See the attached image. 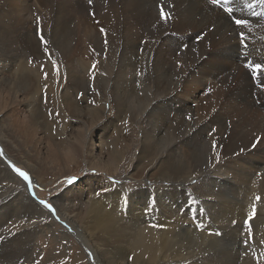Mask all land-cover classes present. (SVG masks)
Listing matches in <instances>:
<instances>
[{
  "label": "bare ground",
  "instance_id": "6f19581e",
  "mask_svg": "<svg viewBox=\"0 0 264 264\" xmlns=\"http://www.w3.org/2000/svg\"><path fill=\"white\" fill-rule=\"evenodd\" d=\"M159 1L160 0H0V61H18V59L26 56V51L28 49H33V54L35 56L43 57L38 56V53L39 51L45 52V46L49 43L50 46H55L59 52H67V54H69L68 60L71 62L68 68L71 69L76 63L80 62L83 55L87 56V48L95 47L96 51H99L100 54H106L107 61L105 60L106 63L103 66L104 70L107 71L109 66H113L114 70L116 69L115 74L118 77L122 79L126 77L127 79H131L134 73H136L134 72L136 70L134 55H136L138 50H141L140 41H145L143 46L146 44V46H144L146 52L148 50L155 51L154 64L147 69L149 73L147 74L148 77L146 76L147 79H145L148 81L149 86L144 88L145 91H143V89L142 91L150 93L151 95L153 94L152 96H154V100L148 110L150 113L148 119L151 118V120L148 121L152 125L159 123V126L164 130L161 134L158 133V128L150 129L148 132L144 133V151L141 154V159H146L151 155L159 153L158 159L161 161L159 166L161 170L160 180L169 183V186L156 184L157 189L153 188V186H149V188H152V191L148 189L147 194L146 191L142 190V187L145 186H139V188L136 187L134 189L128 186L129 188L127 189L126 183L131 180L129 176H122V183L113 185L112 183L105 182L106 179L102 176L92 175L88 178L85 185V190L88 191V195L85 198L83 197L84 194H81L78 197L73 196L75 197L74 200L63 199L66 200L63 201L60 199V196L54 201V212L45 208L43 205L39 204L38 198H36L37 191L33 185L35 184L37 186L40 184L38 179L39 173L45 172L48 167L52 170L55 167L48 163L47 157L60 162H65V160L68 159H64V155L58 156V154L55 153L46 156L45 153H42L41 149H38L42 148L41 146L44 143L42 136L37 138V135L42 132L45 133V139L46 134L47 137L50 138L53 132L52 125L49 121H47L49 124H46V122L42 120L44 115L39 110L34 111L32 115H24L22 111L17 108L11 107L8 109V93L10 89L8 88V80L5 79V77L8 76H2L0 77V115L4 114L5 117L4 119L0 117V182H2V184L0 183V187H2L0 188V264H24L33 254L34 241L37 234L40 232L39 228H41V226L44 227L43 225L56 228L55 225H57V223H63L61 221L57 223L54 222L56 220L51 217V214L54 215L55 212L60 214V220H64V223L72 226L75 232L73 233L79 236L81 240H83V243L94 252L95 260L91 262L93 264H149V262H151L149 261L150 254L154 250L153 243L156 239L158 241L156 243L158 244L155 257L156 260L166 258L163 257V253L168 250V260L164 261L167 264H200L201 261H198L199 259L196 258L197 256L182 255L180 247L183 243V236L191 238L188 233H197L195 226L192 224L193 221L189 219L186 212L176 210L175 205L172 203L171 205L165 200L166 197H170L174 199V201H176L175 197L179 199L180 194H177V191L186 193L188 183L190 184L193 178H196V176H193L194 174L198 175L197 178L205 175L199 179L201 180L199 182H203L201 186H204L203 190L206 192V196L212 199L210 207L207 204V211H209L211 215H214L210 209L214 208L213 204H217V211H215L217 217L214 218L215 220H212L218 223V227L220 225L225 229L228 236L237 231L236 229L235 231L231 230V219H228L231 215H233L234 218L237 217L235 216L237 214L232 210L234 209L232 208L234 207L233 204H236L239 209L244 208V212L241 211V216L239 217H244V219L250 217V214H247L249 210L247 206H243L239 202L241 196L239 192L240 189H244L243 196L246 204L247 201H251L248 197L253 196L252 193L258 190V193L254 195V200L257 202L258 198L262 199V205L264 206V160H259L255 156L254 159L251 157V154L248 158L243 155L236 161V159L232 157L233 155H230L228 159L226 158L224 160L223 164H214L209 169V165L212 164H209V162L212 160L209 162L208 160L213 156L217 158L218 155L215 156L210 154L209 150H205L203 144L198 143L200 138L197 139L196 136L199 135L200 131L190 136L189 133L193 131V129L188 130L182 123L174 128L175 124L174 126L172 125V120L174 119H166L171 118L174 114L172 112H175L174 102L175 106L177 102L173 99L174 96H172V94L174 93L175 85H180V81H176L175 78L177 76V78L181 79V76L179 72L180 69L178 70L176 66L177 62L173 60V53H175L176 50L174 48L169 50L166 47L168 41L163 38L166 37L165 35L168 32V27L172 24L170 23V25H167L165 23L166 21H163L160 15L161 8L159 9L161 6L158 7ZM248 4H254L255 7L249 8L247 7ZM229 6L233 9L232 16H234V18H231V16L224 11L223 7L213 4L212 0H164L162 6L163 10L173 19L172 30L175 29L177 31L179 30V32H187L188 30H194L197 27L201 28L207 25L208 27L204 29H209L211 25L215 28L212 33L210 32L211 45L214 44L216 47V49L213 50L214 53L211 54L214 55V60L211 65L207 62H203L200 57L206 51L205 42L207 40L201 42L199 48L193 47L192 50H196L194 53L189 52V50H186V52L184 51V58H182L188 61V65L186 66L188 68L184 69L185 76L187 72V75H189L186 76L188 77V88L189 86L191 88L192 84L197 85V83H199L195 77L197 73L199 74V79L202 80L204 84L215 82V79L220 80L223 75H227L228 71L231 70L230 68L237 64L235 60L239 61V59H243L241 44L244 45L245 38L247 43H250L251 46L254 47V50H250L251 56H253V52H257L255 48H259V50L262 48L264 49V17L261 16L262 13V15H264V10L262 8L264 5L259 4L258 0H231ZM5 7H7L8 10H5ZM259 11H262L261 14L255 16L254 13ZM91 13H93V17H91ZM236 19L245 20L246 26H237L235 24ZM168 21L170 22V20ZM41 36H43V42L41 41ZM217 37H219L218 41H216ZM172 38H174V36ZM48 39H50V41L47 43L46 41ZM160 39L161 41H165L158 44ZM106 42L108 43L105 44ZM173 46L175 47L174 44ZM118 49H122V55L121 57L119 56V60L116 55ZM20 51L22 54L21 56H19ZM169 57L172 61L169 62L170 64H167ZM263 62H259L261 68L258 74L256 73L258 70L252 73L249 69L246 70L245 67H242L243 69H239V75L234 76L233 79L232 77L231 79L229 78V81H234L236 85L234 90L229 92L227 96L225 104L228 106L224 104L225 115H234L238 120L244 122L242 124L244 125V129H246L244 132L242 130L239 131L241 132L240 135L234 137L235 142H230V154L242 151L241 147L236 145L237 138H241L243 142H241L240 139L239 141L244 143V146H247L248 142H251V140L255 138L263 137L262 142H264V116L260 111L254 108L256 107V96L261 99L262 107L264 105ZM116 64H118L117 67ZM191 70L193 72H191ZM194 70L196 71L194 72ZM16 71H18V77L15 80L17 92L27 94L30 88L37 84L38 81L34 77H31V75L29 76L24 71L23 67L17 68ZM81 72L85 77L86 70L82 68ZM250 72L252 75L256 73L257 75L255 76L257 77L253 79ZM137 74L136 76H138ZM0 75H3V73H0ZM228 76L230 77L232 75L228 73L226 78H228ZM76 77L80 78V76ZM254 81H257V83L254 84ZM77 84L80 86L81 83L78 82ZM118 87L121 88L120 85ZM120 98L121 99H118L121 108L120 112L123 114L128 111L130 112L125 104L126 100L123 97ZM178 102L181 103L180 101ZM181 108L184 109L183 111L188 109L185 108L182 103ZM155 115H159L164 119L159 120V117ZM161 121L169 122L172 127H165ZM175 121L177 122L176 119ZM200 124L201 122L199 125ZM217 124H219L220 128L224 126L223 122ZM40 125L43 126V130ZM200 127H202V125H200ZM204 128H207V126H203V129ZM165 131L171 134H166ZM186 131L188 132V137L184 141L177 138L179 135H183L184 138L187 133H183ZM157 136L159 137L155 138ZM78 140L79 145H70L68 149L71 154L76 153L74 154L75 157L78 154L77 151L80 150V148H77L78 146H81L82 150H85V165L89 168L88 170H90L88 172L94 169L97 172L107 173L113 176L118 173L117 160L112 158V156H118L119 154L121 157L120 161H122L126 157V150H128V148H123L121 152H108L106 155L110 157L107 162L103 160L99 161V159L95 157L94 145L91 144L92 142L89 141V144H86L84 142V137H80ZM65 143V141L60 142L57 145L58 150H62L60 148H64ZM102 143L103 142H101V145L103 146ZM180 144H191V150H189L188 155L189 162L187 163L183 162L181 159L183 152L180 153L179 150L184 148V146ZM233 149L237 151L232 152ZM256 151L259 153L260 150L257 149ZM45 159L46 161H44ZM66 163L67 165H71L73 160H69V163L66 161ZM17 165L26 166L27 170L34 178L29 176V180L25 181L14 171V167L17 168ZM212 168H214V170L212 174H210ZM97 177H101L99 181ZM23 181L27 184L23 183ZM16 184L19 185L21 189L17 188L16 190H12V186ZM205 186H208L207 190ZM198 188L196 190H198ZM5 189L8 190V192ZM155 192L156 194H153L154 199L161 202V206L153 204L154 200L151 195ZM1 194L5 196H3V199ZM158 207L159 209L155 211V214L152 209ZM148 208L149 211H147ZM187 211L189 212L188 209ZM212 211L214 212V210ZM165 213H169L170 216L176 217L175 222L178 225L175 228H169V222L160 219V217L166 218ZM155 221H157L159 226H153L156 224H154ZM67 228H69L68 225ZM248 229L251 230L252 228ZM59 232L63 234V236L68 235V232L62 229H60ZM118 232L120 234L117 237L115 234ZM249 234H251V232ZM136 235L140 238L137 242ZM146 235L151 236L150 239H147ZM113 237H117V239H113ZM202 239L205 241L206 238ZM225 254L230 256V258H228L229 260L232 258V260L226 262V264H236L237 254L233 252Z\"/></svg>",
  "mask_w": 264,
  "mask_h": 264
},
{
  "label": "rangeland",
  "instance_id": "374dc122",
  "mask_svg": "<svg viewBox=\"0 0 264 264\" xmlns=\"http://www.w3.org/2000/svg\"><path fill=\"white\" fill-rule=\"evenodd\" d=\"M163 4H164V0H160L158 2V7L159 6L162 7ZM161 7H159V9ZM262 8L264 10V7ZM4 9L8 10L7 7H5ZM261 12L262 11L255 12L254 14L255 16H257L258 14H261ZM262 14L261 16L264 17V15ZM228 15L231 16V18H234V16H232V13L231 14L228 13ZM91 17H93V13H91ZM168 20H170V22ZM168 20L165 22V20L163 19V21L167 25L168 24L170 25V23L173 25L172 23L173 19L170 17ZM172 25L168 27V32L165 35L166 37L163 38H165V40L168 41V45L166 47L169 50L173 48L176 50L175 53H173L174 54L173 60H175L178 63V64L176 63V66L178 67V70L180 69L179 72L181 79L177 78L176 76L175 80L176 81L179 80L180 85L177 84L175 85L174 93L172 94V96H174V98L173 97L172 98L175 99L177 102L176 106L174 102L175 112H172L174 114L171 116V118H166V117L165 118L174 119L172 120L173 123L171 122L173 126L175 124L174 128H176L177 126L180 125V123H182L184 124L185 127H187L188 130L193 129V131H190L191 134L189 133L190 136H192L194 133H197L198 131L201 132V133L199 132V135L196 136L197 139L200 138L198 143L203 144L205 146V150L206 151L209 150L210 154L215 156L218 155L217 158H214L213 156L208 160V162L211 160L213 161V162L212 161L209 162V164L212 163L211 165H209L210 166L209 169L214 164H218V163L223 164L224 160L226 158L228 159L230 155L231 156L233 155L232 157H234L236 161L237 159H239V157H242L243 155L248 158L251 154H252L251 155L252 158H254L255 156L259 160L260 159L264 160V148H263L264 142H262L263 137L255 138L251 140V142H248L247 146L245 145L246 148L244 146V143H241L243 142L241 141V138H237L236 145H239L242 151L237 152L235 154H230V147H229L230 142L231 141L235 142L234 137L236 135H240L241 132L239 131L242 130L244 132V130L246 129H244V125L242 124L244 122L238 120V118H236L234 115H230V114H228L227 116L225 115V105L228 106L227 104H225L227 96L229 92L234 90L236 85L234 81L233 82L231 80L229 81V78L231 79L232 77L233 79L234 76L239 75V69L242 67L243 68L245 67L246 70L249 69L250 71H252V73L253 71L256 72L257 70L255 69V66L259 64L260 61L262 62L264 61L263 60L264 49L262 48L261 50H259V48H255L257 52H253L252 53L253 56H251L250 50H254V47H252L250 43H247L244 34L245 46L241 44V53L243 54L242 55L243 59H241L242 61L240 59L239 61L235 60L237 64L232 68H230L231 69L230 71L227 70L228 73H230V75L232 76L230 77L228 76V78H226L228 75L227 73V75H223L222 79L220 80L215 79L214 80L215 82L204 84L202 83V80L199 79V74L197 73L195 74V77L199 83H197V85L192 84V87L190 88L189 86L188 88L187 87L188 77L186 76L189 75H187L188 72L186 73V76L184 74L185 73L184 69L188 68L186 67L188 65V61L183 60L184 58L183 54L186 52V50H189V52L194 53L196 50H192V48L193 47L199 48L200 47L199 44L207 40L205 42L206 51L200 57L203 60V62H207L211 65V63L214 60V55L211 54L214 53L213 50H215L216 47L214 44L211 45L210 34L214 31L215 28L212 27L211 25L209 29H204L205 27L206 28L208 27L207 25L201 28L197 27L195 28L196 30L194 29V30H188L187 32H179V30L178 31L175 29L172 30L171 29ZM173 36L174 38H172ZM218 39L219 37L216 38V41H218ZM165 40L161 41L160 39L158 44L164 42ZM48 41H50V39H48L46 42L48 43ZM140 42L142 44V45L140 44L141 50H138L136 55H134V59H135L134 64L136 62L135 65L136 70L134 72L136 73H134V76L131 79H127V77L124 79L118 77L115 74L116 69L114 70L113 66H109V69H107V71L104 70L103 66L107 61L106 54L105 53L103 55L100 54L99 51H96L95 47L87 48V52H86L87 56L83 55L80 59V62L76 63L74 67L71 69L68 68L69 63L71 62L68 60L69 54H67V52L64 53L59 52L58 49L55 48V46L54 47L50 46L49 43L46 44L45 46L46 48L45 52L39 51L38 53V56H43V57L35 56L33 54V49H28L26 51V56L18 59V61L17 60L13 62L11 61L9 62L7 60L0 61V71H1L0 73H3V75H0V77L8 76L5 77V79L8 80V88L10 89V92L8 93L9 106L7 105V108L8 109H10L11 107L17 108L18 110L22 111L24 115L25 114L32 115V113L36 110L41 111L42 114L44 115L42 117V120L46 122V124L51 123L53 132L50 138H48L46 134V139L44 138L45 133L41 132L39 133V135H37V138L38 137L40 138V136H42L44 143L41 146L42 148H38V149H41L42 153H45L46 156L55 153L58 154V156L64 155L63 156L64 159H68L65 160V162L63 161L64 162L63 163L60 161H54L53 159H50V157H47L48 163H50L51 166L54 165L55 167L53 168V170L48 167V169L45 172L39 173L38 179L40 184L37 186L35 184L33 185V187L37 191L36 198H38L37 200L39 204H41L40 203L41 201H44L45 203L50 204L53 209H55L54 201L60 196L62 197V198L60 197V199L62 200L63 199L74 200L75 197L73 196L78 197L81 194L82 195L84 194L83 197L85 198L88 195V191L85 190L86 188L85 185L88 178L91 177L92 175L102 176L103 178L106 179L105 182L112 183L113 185H119V183H122V176H129L131 180L126 183L127 189L129 187L134 189L136 187L139 188V186H145L142 187V190L146 191L147 194H148V189L152 191V188H149V186H153V188L155 189H157L156 184L169 186V183L160 180L161 170L159 166L161 161H159L158 159L159 153H157L156 155H151L146 159H141L142 156L141 154L144 151L143 150L144 133L148 132L150 129L152 130L154 128H158L159 129L158 133L161 134L164 129L159 126V123H157L156 125H152L148 121L151 120V118L148 119V115L150 114L148 110L154 100L153 98L154 96H152L153 94L151 95L150 93L143 91H145L144 88L149 86L148 81L145 79H147L148 77L147 74L149 73L147 69L153 66L154 64L153 60L155 56L154 54L155 51L148 50L146 52L145 51L146 48L144 47L146 46V44L143 46L145 41L141 40ZM107 43L108 42H106L105 44ZM173 44L175 45V47L173 46ZM21 55L22 54L20 51L19 56ZM116 55L119 60V56L121 57L122 55V49L120 50L118 49ZM174 57L180 59L178 60ZM171 61L172 60H170L169 57L167 64H170L169 62ZM238 62L242 63L244 66L242 64H239ZM76 65L78 69L76 68ZM117 65L118 64H116V67ZM22 67L29 76L31 75V77H34L38 81L37 84L33 85L32 88H30V91L27 94L17 92V89L15 87L16 86L15 80L18 77V73H17L18 71L16 70L17 68H22ZM82 68L86 70L85 77L84 74L81 72ZM259 70L256 72L257 74L259 73ZM195 71L196 70H194V72ZM191 72L193 71L191 70ZM252 73L250 75H252ZM256 73L252 75L253 79L257 77L255 76L257 75ZM136 74L138 76H136ZM76 76H80V78L79 77L77 78ZM78 82L81 83L80 86L77 84ZM256 83L257 81H254V84ZM119 85L121 86V88L118 87ZM125 90L127 93L125 92ZM120 97H123L126 100L125 104L129 108L130 112L128 111L125 114L120 112L121 108L118 102V99H121ZM258 99L260 98L256 96L255 97L256 107L254 108L260 111V113H262L264 116V105L262 107L261 99L260 100ZM178 101H180L185 106V108H188L189 110L187 109L183 111L184 109L181 108V103H179ZM155 116H158L159 120L164 119L159 115H155ZM0 117L1 119H4L5 116L4 114H2L0 115ZM175 119L177 120V122L175 121ZM47 121H49V123ZM166 121H171V120H166ZM161 122L165 127H172L169 122H165V121L164 122L161 121ZM200 122H201L200 125H202V127H200L199 125ZM221 122H223L224 128L223 127L220 128L219 124H217ZM40 126L42 127L43 130V126L42 125ZM203 126H207V128L203 129ZM165 133L171 134L167 131H165ZM185 133L187 134L184 138L183 135H179L177 136V138L182 139L184 141L188 137V132L186 131L183 134ZM80 137L85 138L84 142L86 144H89V141L92 142L91 144L94 145L95 157H97L99 161L103 160L107 162L108 158L110 157L106 155L108 154V152H112V151L121 152L123 148H128V150H126L127 153L126 157L122 161H120L121 157L119 154L118 156H112V158H115V160H117L118 163V173L115 176L107 173H100L95 171L94 169H92L93 171L88 172L90 170H88L89 168L85 165V160H86L85 150L84 149L82 150L81 146L77 147L80 148V150L77 151L78 154L76 155V157L74 155L76 153L71 154L69 152L68 147L70 145H79L78 139ZM158 137L159 136L155 138ZM239 139L241 142L239 141ZM100 140L101 142H103L102 143L103 146L101 145ZM62 141L66 142L65 146L64 148L63 147L60 148L62 150H58L57 145ZM183 146L184 148L182 149H180L181 147L180 148L177 147V148L180 149L179 150L180 153L183 152L181 159L183 160V162L187 163L189 162L188 155H189V150H191V144H185ZM257 149L260 150L259 153L258 151H256ZM227 151L229 154L227 153ZM234 151L237 150L233 149L232 152ZM69 160L70 161L73 160V163L71 165L70 164L67 165L66 163V161H68L69 163ZM44 161H46V159ZM25 167L26 166L17 165V168H19L21 171L24 172L27 171L26 173L28 174V176H32L27 170V167L26 168ZM213 170L214 168L210 170L211 171L210 174H212ZM193 176H196V178H193L190 184L188 183L186 187V193L177 191V194H180L179 199H177L178 197H175L176 201H174V199L170 197L165 198V200H167L169 204L172 203L173 205H175L176 210L184 211L187 213L189 219L193 221L192 224L195 226V230L197 231V233H199V234L188 233L192 239L187 236H183V240H182L183 243L180 245L182 255L197 256L196 258L199 259L198 261L202 262V263L200 262V264H206V262L207 264H226V262L231 261L232 258L229 260L228 258H230V256L226 255L225 253L228 254V252L229 253L233 252L234 254H237L236 264H249L251 262H252L251 264H264V245H263L264 243H262L264 242V206L262 205L263 204L262 199H259L256 196L258 198L257 202H255L254 200L255 199L254 195L258 193L257 192L258 190L256 189L257 191H254L252 193L253 196L248 197L253 202L247 201L246 204L243 196L244 189L243 188L240 189L239 192L241 196L239 202L243 206L244 205L247 206V209H249L247 214H250V217H246L245 219L244 217H239L241 216V211L244 212V208H240L241 209L240 210L236 204H233L234 207L232 208L234 209L232 210L234 213L237 214L235 215L237 217L234 218V216L231 215L229 216L228 219L229 220L231 219L230 220L231 230L235 231L236 229L237 231H235L234 234H230V236H228L225 229H223L220 225L218 227V223L214 222L215 220L214 218L217 217L215 212L217 211V204H213L214 208L210 209L212 214L214 215H211V213L207 211L208 210L207 204L210 207L212 199L206 196V192L203 190L204 186H201L203 185V182H199L201 181L199 179H201L205 175H202V177L200 176L199 178H197L198 175L194 174ZM100 178L97 177L98 181L100 180ZM0 183L2 184V182ZM23 183L27 184L25 181H23ZM17 188L21 189L20 186L17 184L12 186L11 189L16 190ZM197 188L198 190H196ZM205 189L207 190L208 186H205ZM6 191L8 192V190ZM153 194H156V192L152 193L151 195L152 199L154 200L153 204L161 206L162 205L161 202H159L157 199H154ZM1 196L2 199L5 197L2 194ZM208 200L210 201V203ZM184 201L186 202V205ZM158 209L159 207L152 210L156 214L155 211ZM187 209L189 210V212L187 211ZM212 210H214V212ZM147 211H149V208ZM206 214H208L209 216ZM165 215L166 218L160 217V219L167 220L169 222L168 223L169 228H175L178 225L175 222L176 217L170 216L169 213H165ZM59 216L60 214L56 212L54 215L51 214V217L56 220L54 221L55 223H57L58 221L63 222L62 224L57 223V225H55L56 228L55 227L51 228L43 224L42 225L44 227L41 226V228H39L40 232L37 234V237L34 241L35 244H34L33 254L29 257L27 261L24 262V264H93L91 262H94L95 260L94 252L89 247H87L85 243H83V240H81L79 236L74 234L75 232L73 231L72 226L70 224L64 223V220H60ZM170 221H174L175 224L174 222H170ZM225 222L229 223L228 221ZM154 224H155L153 225L154 227L159 226L157 224V221H155ZM67 225L69 228H67ZM248 228L250 229L252 228V229L249 230ZM58 229L67 231L68 235L63 236V234H61ZM248 232L249 233L251 232V234H249ZM119 234L120 233L118 232L117 234H115V236L118 237ZM117 237H113V239H117ZM150 237L151 236L146 235L147 239H150ZM136 238H137L136 239L137 242L138 239L140 238H138V235H136ZM202 238H206L205 241ZM157 242L158 241L156 239L153 243L154 250L150 254L151 256L149 261L151 262H149V264H153L154 262H155L154 264H167L164 261L168 260V252H167L168 250L167 251L165 250L167 253L166 252L163 253V257L166 258L161 260L155 259L156 252L158 249V244H156ZM203 260L204 262L205 261L206 262L204 263Z\"/></svg>",
  "mask_w": 264,
  "mask_h": 264
},
{
  "label": "snow or ice",
  "instance_id": "6c2138e0",
  "mask_svg": "<svg viewBox=\"0 0 264 264\" xmlns=\"http://www.w3.org/2000/svg\"><path fill=\"white\" fill-rule=\"evenodd\" d=\"M212 3H213V4H216V5H218V6L223 7V9H224V11H225L226 13L231 14V13L233 12L232 7L229 6L230 3H231V0H212ZM258 3L261 4V5H264V0H258ZM247 7H249V8H254L255 5H254V4H248ZM160 15H161V17H162L163 19H165V21H167V19L170 18V17L164 12L163 7H161ZM235 24H236L237 26L244 27V26H246V21L243 20V19H236V20H235ZM241 35H242V34H241ZM41 41L43 42V36H41ZM241 42H242V40H241ZM260 68H261V65H259V64H257V65L255 66V69H256V70H259ZM14 171L17 172L18 175H19L20 177H22L25 181H28V180H29V176H28V174H27L26 172L21 171L19 168H15V167H14ZM40 203L43 204V206H44L45 208H48L50 211H52V212L55 211V210L52 208V206H51L50 204H47V203H45L44 201H41Z\"/></svg>",
  "mask_w": 264,
  "mask_h": 264
}]
</instances>
